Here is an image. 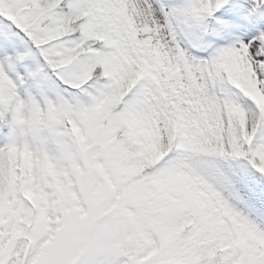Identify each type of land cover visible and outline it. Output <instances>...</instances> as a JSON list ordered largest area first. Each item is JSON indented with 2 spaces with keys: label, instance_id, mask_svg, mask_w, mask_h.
Listing matches in <instances>:
<instances>
[{
  "label": "snow or ice",
  "instance_id": "1",
  "mask_svg": "<svg viewBox=\"0 0 264 264\" xmlns=\"http://www.w3.org/2000/svg\"><path fill=\"white\" fill-rule=\"evenodd\" d=\"M0 264H264V0H0Z\"/></svg>",
  "mask_w": 264,
  "mask_h": 264
}]
</instances>
